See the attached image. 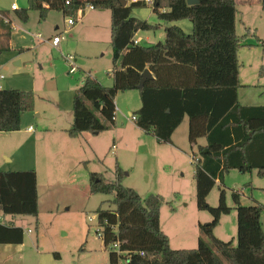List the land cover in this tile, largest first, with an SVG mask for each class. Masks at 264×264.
<instances>
[{
	"label": "trees",
	"instance_id": "trees-1",
	"mask_svg": "<svg viewBox=\"0 0 264 264\" xmlns=\"http://www.w3.org/2000/svg\"><path fill=\"white\" fill-rule=\"evenodd\" d=\"M126 1L127 7L119 0H28V9L17 11L23 23L29 21L30 12H38L41 21L50 12L70 18L89 7L111 14L113 85L104 87L90 76L85 78L74 99L69 138L77 139L85 133L98 136L107 130L103 121L115 126L117 95L138 91L142 106L132 115L133 122L158 143L171 144L186 117L190 145L197 146L200 139L206 140V146H198L193 156L194 181L198 210L208 212L212 221L200 225L204 238L196 249H171L169 238L161 229L163 196L152 194L142 198L125 188L118 166L113 182H107L101 174H90L92 194L114 196V211H97L102 229L98 235L105 248L110 250L119 243L122 253H126L118 257L110 250V263L126 260V264H223L217 252L228 264H264V206H244L240 194L233 193L237 211L234 245L214 235L222 217L231 211L225 191H221L216 208L207 203L217 183L223 184L232 171H256L259 178H264V106H242L239 102V90L243 87L239 51L253 46L244 45L246 35H237L236 0H197L199 4L195 6H188L187 0H155L152 9L160 23L188 20L193 32L187 34L180 27H168L165 42L150 47L135 45V37L140 32L157 30L160 25L152 26L132 16L134 9L149 7L145 0ZM247 33L256 36L248 29ZM258 43L264 48V42ZM10 50L8 44L2 45L0 55ZM147 70L153 78L141 87ZM35 101L32 92L1 90L0 133L20 131L21 117L34 111ZM6 217H32L38 230L35 171L0 172V245H23L24 230L13 222L7 223Z\"/></svg>",
	"mask_w": 264,
	"mask_h": 264
},
{
	"label": "rangeland",
	"instance_id": "rangeland-1",
	"mask_svg": "<svg viewBox=\"0 0 264 264\" xmlns=\"http://www.w3.org/2000/svg\"><path fill=\"white\" fill-rule=\"evenodd\" d=\"M236 1L237 35L239 37L246 35L244 45L250 43L249 41L257 44V37L264 42V0ZM13 5L18 6L19 11L27 10L28 0H0V16L4 17L7 14L11 16L15 26L22 24L20 28L23 26L28 28H25L27 33L24 34L20 28L13 25L12 29H16V33L14 32L16 37L13 36L11 50L0 55L1 65L6 64L7 79L3 83V89L32 92L35 95V109L27 113V116L33 119L32 125L38 132L44 125L46 127L59 121L58 118L65 122L70 119V123L73 122L74 99L86 76L84 72L79 71L75 75H70L61 52L41 43L48 34H53L54 23L60 27V34L69 31L64 24L63 15L51 12L45 21H41L38 12H30L29 21L22 23L16 13L13 15L10 13ZM80 13L81 16L84 13L86 16L92 14L87 9ZM135 15L140 17L137 19L150 25L160 24L151 6L134 9L132 16ZM181 22L183 26L181 29L187 34H192L191 22L188 20ZM247 29L257 37L248 34ZM157 32L158 36L164 34L163 31ZM39 35H41L40 39L34 40L31 37ZM69 35L71 32L66 35V40L62 44V53L75 55L80 64L84 62L87 65L86 68H82L91 71L93 78L104 87H112L113 82L109 73L113 69V50L109 38L94 46L88 41V34L82 33V42L78 46ZM146 36L151 35H143ZM164 39L163 36L161 40L163 43ZM159 44L160 42H157V45ZM19 54L22 56L23 65L17 68L12 58ZM239 64L240 80L244 79V83L250 85L248 88H242L241 93L244 94L242 103L255 105L256 100L264 97V48L259 45L242 47L239 51ZM118 95L117 128L121 130L120 136L117 137L114 133L115 126L103 121L107 130L94 136L93 150L96 154L91 148L86 147L80 152L75 150L68 152L69 147L61 140L64 137L60 134L45 135V140L39 142L38 164L42 190L38 230H36V220L31 217H11L17 226L25 230V242L21 249L11 246L10 249L4 250L5 247L0 246V264H111L110 250L105 248L103 238L98 235L102 229L98 222L97 211L99 209L114 211L116 209L113 203L114 196L92 194L90 174H101L107 182H112L116 178L117 166L121 170V183L125 188L134 190L142 198L152 194L164 197L163 226L184 228L186 237L189 240L194 239V244H187L186 247H179L178 250H192L198 247L195 239L204 237L200 226L195 225L196 214L200 216L202 225L207 224L203 221L204 218L211 222L212 216L208 212L198 210L193 166L181 160V157L169 156L164 151L168 149L165 145L145 135L140 129L133 128L132 125L128 126L127 121H131L128 111L133 115L142 106L138 91ZM86 105L92 109L90 104L86 103ZM96 114L102 120L100 115ZM124 118L126 121L123 120ZM179 128L173 144L180 147L190 145L189 119L186 118L185 123ZM205 143L204 140L200 142V144ZM6 144V141H0V145ZM113 145H116V150L112 149ZM82 152L86 154L85 157H82ZM188 153L192 156L190 149ZM4 162V166L8 169L16 167V163H9L6 159ZM223 182L221 185H216L207 203L216 208L219 205L221 191H225L226 203L231 211L223 217V224L217 229L215 237L237 245V211L233 193L240 194L244 206L257 204L264 206V178H259L256 173L250 175L233 171L225 176ZM170 207L178 210L177 216L174 217L177 219L175 222L170 219L173 218ZM183 207L187 210L185 211ZM261 223L264 226V213ZM173 238L176 239L175 236ZM55 254L59 257L56 258ZM216 254L223 264H228L219 253ZM119 263L124 264V261Z\"/></svg>",
	"mask_w": 264,
	"mask_h": 264
},
{
	"label": "crops",
	"instance_id": "crops-1",
	"mask_svg": "<svg viewBox=\"0 0 264 264\" xmlns=\"http://www.w3.org/2000/svg\"><path fill=\"white\" fill-rule=\"evenodd\" d=\"M134 2H136V0ZM87 10H88V12H92V14L86 16V13H84L83 16L81 17V13H78L75 17H72L73 20L75 21V25L72 26V27H68L67 26L66 19L69 20V18H66L62 13H60V14L63 15L64 24H65V26H67V28H69V31H67L64 34H60L59 33L60 32V27L57 25V23H54L53 24V32H52L53 34H48L46 39H43V41L41 43L50 45L56 51L61 52L63 60H64V58L66 56H69V55H64L62 53V50H63L62 49V44L66 40V35L69 32H71V35H69L70 39L73 40V42L75 41L74 43L76 45H78V46L82 42V33L88 34V36H89L88 41L90 42V44H93L94 46L99 44L103 40L105 42L106 38H109L110 43H111V14H110V12L109 11L90 10L88 8H87ZM10 13L12 15L14 13L17 14V11H12L11 10ZM57 13H59V12H57ZM135 18H140V17H137V15H135ZM147 20H149V18ZM13 25H14V22L11 21V16L9 17V15H7V14L4 15V17L0 16V46H2L4 44L5 45L8 44L10 46L12 44L13 36L16 37V35H15L16 29H12L15 26V25L14 26ZM21 25L22 24H18V25L16 24L15 27L20 28ZM158 25H160V27L157 30L151 31L149 33L147 32L146 34L140 32V33H138L136 35L135 41L138 42L139 46L150 47V46L157 45V42H160V44H162L163 42L161 40H162L163 36L165 38V29L166 28L171 27V26H177V27L183 28L182 22H175V23H170V24H165V25H163V23H160ZM5 26L7 28H5ZM155 26H157V25H155ZM25 28H28V27L27 26H23V27L20 28V30L24 34L27 33L26 32L27 30H25ZM157 31H159V33H161L163 31L164 34L161 33L160 36H158V34H157L158 32ZM58 35H63L64 40L61 41L59 46L55 47L52 44V40H53L54 37H56ZM143 35H151V36L143 37ZM40 36L41 35H39L38 37H34V36H31V37L35 40V39H40L41 38ZM101 37H104V39H100ZM255 37H257V35ZM257 38H258L259 41L263 42L259 37H257ZM249 42L250 43H248L246 45H251V46H258L259 45V43L254 44L253 41H249ZM72 56L75 57V55H72ZM12 59H14V64H15V66L17 68H20L23 65V63H22L23 61L21 60L22 59L21 54H19L18 56H15ZM75 63L77 65L78 69H79V72H84L86 77L87 76L92 77L91 71H85L82 68V67L86 68V66H87L84 62L83 63L81 62V64H80L79 61L77 60V58L75 57ZM5 67H6V64L1 65V63H0V70L5 75V81H6L7 77H6V74H5ZM111 71H110L109 74H111ZM98 74H100V73H98ZM240 78H241V73H240ZM244 82L245 81L243 79L241 81V85L243 86L242 88L250 87L249 84H245ZM83 83H84V81L82 82V84ZM242 88L239 90V102H240V104L242 106H251V107H263L264 106V97L259 98V96H258L259 100L258 101L256 100L255 105L247 103V102L246 103L245 102L242 103V97H244V94L241 93V92H243ZM13 90H15V89H13ZM77 92H79V90ZM263 94H264V92H263ZM118 96L119 95H117L116 102H115L116 103V108L118 107ZM260 100H263V101H260ZM260 102H263V103H260ZM118 112H119V110L117 108V113ZM117 113H116V119H115L116 121H115V131H114V133H116L117 137H119L120 136L119 133H120L121 130H119V127L117 128V124L119 122V120H118V115L119 114H117ZM58 114H60V111H59ZM27 115L28 114L25 113L21 117V130L20 131L14 132V133H0V141L4 140L7 143L6 145H0V172L35 171L36 174H37V183H38L39 212H41L42 181H41V178H40V172L41 171H39L40 166L38 164V147H39L38 145H39V142L42 143V139H44L45 135L60 134L61 136L64 137L61 140L65 143V145H67L69 147L68 152H70L72 150L80 152L82 150H85L83 147L91 148L93 150L94 149L93 148V143L95 141L94 140L95 137L93 135L89 134V133H85V134H83L81 137H79L77 139L69 138V136L67 134V131L71 128L70 126H72L71 124H73V122L70 123V119H69V121L65 122L64 120L62 121L61 118H58L59 121H57L56 123H53V124L48 125V126L46 125V127L44 125L38 132V130H36V128H34L33 125H32V123H33L32 120L33 119L31 117L27 116ZM128 116L131 119V116H132L131 111H128ZM125 119L126 118H124L123 120H125ZM127 123H128V126L132 125L133 128L136 127L137 129H139L132 120L131 121H127ZM184 123H185V120H184L183 124ZM122 126H124V125L122 124ZM31 128H32V130H31ZM140 131H142V130H140ZM176 132L174 133V135L172 137L171 144H161V145H165V147L169 149V150L168 149L164 150L169 156H172L174 158L181 157V160L191 164L193 166V169H194L193 156H194V154H197L198 146H206L207 143L200 144L201 141L204 140L206 142V140L205 139H200L198 141V143H197V146H191V145H188V146L185 145V146H181V147L180 146H176V145L173 144V139H174V136L176 135ZM143 133L145 135H149L150 137H153L150 134H146L145 132H143ZM115 141H117V140H115ZM113 146L116 147V145H113ZM116 149H117V147H116ZM188 149H190V151H192V153H191L192 156L189 155ZM93 152L96 154V151L93 150ZM145 152H146V150H145ZM194 152H196V153H194ZM81 155H82V157H85L86 154L84 152H82ZM4 159H6L9 163H12V164L16 163V167L13 168V169H8L7 167H5L4 166V164H5ZM192 172H193V178H194L195 169ZM254 173H256V175H257L256 171ZM254 173H252L250 175H253ZM116 179H117V175H116L115 180ZM218 184L219 183H217V185ZM177 190H179L180 193H181V190L179 188H177ZM177 200H179V198ZM181 202H182V200H181ZM176 205H178V203H176ZM170 208H171V210H170L171 214L173 216V218H170V219H171L172 222H175V221H177V219L174 218V217L177 216L178 210L175 207H170ZM183 209L185 211L187 210L184 207H183ZM223 217L221 219L220 225L214 231V235L215 236H217V234H216L217 229L223 224ZM21 218H29V217H21ZM4 220L7 223L13 222L11 220V217H6ZM14 221H15V219H14ZM203 221H205L207 223L210 222V220L208 221V220H206V218H204ZM194 222H195L196 226L198 224L197 227H199L201 224H203L202 222H200V216L197 215V214H196ZM14 224H15L16 227H19V226L16 225V223H14ZM161 229L168 236L169 241H170V247L173 250H178L179 247L182 248V246H185L187 244H191V245L194 244V239L193 240H189V238L186 237L187 233L185 232L184 228L176 229L175 227L173 228V227H168V226L164 227L163 226V223H162V209H161ZM262 229H263V232H264L263 224H262ZM24 232H25V230H24ZM173 236L176 237L175 240H174ZM216 238H218V237H216ZM200 239H201V237H198V239H195L196 243H199ZM23 245H18L16 247H17V249H21L23 247ZM0 246L5 247L4 250H7V249H10V247L13 246V245H0ZM188 248H190V247H188ZM179 250H182V249H179Z\"/></svg>",
	"mask_w": 264,
	"mask_h": 264
},
{
	"label": "built area",
	"instance_id": "built-area-1",
	"mask_svg": "<svg viewBox=\"0 0 264 264\" xmlns=\"http://www.w3.org/2000/svg\"><path fill=\"white\" fill-rule=\"evenodd\" d=\"M133 1H135V0H133ZM136 1H137V0H136ZM145 2H146L149 6L152 7V6L154 5V3H155V0H145ZM68 4H69V3H68ZM88 9H90V10H94L93 7H89ZM11 10H12V11H19V8H18V6L13 5L12 8H11ZM74 25H75V21L73 20L72 17H70L69 20L67 21V26H68V27H72V26H74ZM65 33H66V32H65ZM62 40H64L63 36H62V35H58V36H56V37L53 38V40H52V44H53L55 47H57V46H59V44L61 43ZM134 44H135V45H138V42L135 41ZM64 61H65V63L67 64V66H68V68H69V74H70V75H75V74L78 73L79 69H78V67H77V65H76V63H75V57H74V56H72V55L66 56V57L64 58ZM4 81H5V75H4V74L1 72V70H0V91H1V90H4V89H3V83H4ZM131 120L134 121L133 116H131ZM31 130H32V128H31ZM112 149H113V150H116V147L113 146ZM29 233H31V231H29ZM110 250L113 251L114 253H116V255H117L118 257H122V256H124V255L126 254V253H122V251H121V249H120V244H119V243H117V244L111 246ZM142 255H143V254H142ZM119 264H120V263H119ZM124 264H126V260L124 261Z\"/></svg>",
	"mask_w": 264,
	"mask_h": 264
},
{
	"label": "water",
	"instance_id": "water-1",
	"mask_svg": "<svg viewBox=\"0 0 264 264\" xmlns=\"http://www.w3.org/2000/svg\"><path fill=\"white\" fill-rule=\"evenodd\" d=\"M121 5L123 7H127L128 5V2L126 0H119ZM187 4L188 6H195V5H198L199 2L197 0H187ZM152 74L149 70L145 71L143 76H142V82H141V87L144 85L145 81L148 80V79H152Z\"/></svg>",
	"mask_w": 264,
	"mask_h": 264
}]
</instances>
